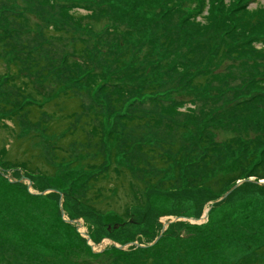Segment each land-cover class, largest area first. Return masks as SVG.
<instances>
[{
  "label": "rangeland",
  "instance_id": "374dc122",
  "mask_svg": "<svg viewBox=\"0 0 264 264\" xmlns=\"http://www.w3.org/2000/svg\"><path fill=\"white\" fill-rule=\"evenodd\" d=\"M201 1L0 0V151L9 149L8 160L20 167L44 166L42 157L63 161L56 177L45 168L49 179L38 172L30 179L26 170L17 178L31 194L46 196L42 222L60 217L96 255L71 262L48 255L39 264H174L173 255L188 251L194 258L178 257L179 264H236L264 244V190L246 186L264 185V0ZM72 94L84 109L72 131L80 124L88 134L86 144L67 147L58 145L60 135L47 134L46 122ZM37 104L42 110L34 115ZM116 170L132 183L129 195L121 190L116 197ZM11 171L8 178L17 180ZM215 201L262 221L244 234L228 226L225 237L219 227L216 234L197 230H210ZM141 204L158 215L171 212L148 229L150 243L96 240L99 223L115 227L116 211L120 222L140 226L142 215L132 216ZM8 219L22 221L0 216L1 243L13 238ZM169 223L178 232L165 238ZM71 233L53 236L61 241ZM110 246L151 251L126 252L121 260L104 252ZM7 256L0 264H13Z\"/></svg>",
  "mask_w": 264,
  "mask_h": 264
},
{
  "label": "trees",
  "instance_id": "16d2710c",
  "mask_svg": "<svg viewBox=\"0 0 264 264\" xmlns=\"http://www.w3.org/2000/svg\"><path fill=\"white\" fill-rule=\"evenodd\" d=\"M201 1V0H200ZM204 6V1H201ZM203 11V10H202ZM207 77V76H206ZM94 87V85H93ZM72 98V99H71ZM71 98H68L67 95L63 96V101L60 100V108L61 111L58 110L53 116V119L47 123L46 132L47 134L52 132V136L55 134L58 137H55V139H59L58 145L62 144L66 145L67 147H71L73 144H86L87 141V128L84 126H81L80 124L77 126L76 130L72 131L71 125L74 126L75 119L76 117L80 116L83 114L84 109H83V102L82 100L77 97L75 94H72ZM71 99V101L69 100ZM62 103V104H61ZM41 108V104H37V106L32 107L31 113L32 114H37ZM49 116V114H48ZM40 117V115H39ZM33 123L40 122L38 119L33 120ZM82 123V122H81ZM37 134V135H36ZM51 135V133H50ZM31 139H34L39 136L38 133L35 134H29ZM10 138H16L12 133L10 135ZM10 150L3 148L0 151V157L2 156L3 160L0 162V216H12L14 219H18L22 221L29 222L28 225L31 227L29 230L27 228L22 229V221H20L19 225L11 224L10 219L9 224L11 226L8 229L9 233H12L13 235L11 237L10 241L2 242L0 241V255L2 254L4 257V253H7V257L5 258L6 261H10L13 264H28L31 262L33 264L35 261L38 260V263L35 262L34 264H39L41 263L42 260H45L50 255V257L53 255L57 260V257H61L64 255L67 258L68 261L72 260H78L79 256L82 254L86 255H91V256H96L95 253L92 251V249L87 245V242L85 240H82L78 233L76 234V230L74 227L72 228L69 223L66 224L64 223L65 221L61 220L60 217L57 220H53L49 224H45L44 222L41 221V215L39 212L43 210V198L46 196H37L34 194H31L28 191V188L25 184H23L17 177L20 176V170H26L28 175L30 176L29 178H35L36 173H39V176L45 179H49L50 174L54 177L57 176L59 168L57 167V164L63 163V161H56L54 164H50L45 158H41L40 161H42V164L44 166H35L33 168L29 167L28 165L26 166L23 164L22 167H20L22 164H15L12 160L10 162L8 160V157L10 155ZM67 159V158H64ZM99 159H101L99 157ZM60 161V162H59ZM97 161H94L93 163H96ZM76 163V162H75ZM74 163V164H75ZM101 164L99 163L98 166ZM96 169L99 170L100 167L95 166ZM47 169V173L44 171V169ZM14 172L17 176L12 175L13 178H16L17 180L13 181L10 177L8 178V173ZM37 170V171H36ZM101 179L103 178L104 182L108 184L107 178L110 177L108 173H102ZM123 175L120 174V172L117 173L116 170V179L118 180L116 182V197L118 198V192L121 190H126L128 191H133L132 183H129V185L126 186V183L124 180H122ZM82 178V174H81ZM80 178V179H81ZM59 178L56 179V181ZM33 180V179H32ZM96 180V181H95ZM92 182L90 183H96V187H98V183L100 182L99 179H92ZM249 180H246L248 182ZM76 182V181H75ZM246 186H251L254 189H262L264 190V185L263 186H258L252 182L246 183ZM106 189V187L102 188V190ZM39 191L43 192L45 191V187H41L38 189ZM68 193V191H65ZM97 194V193H96ZM129 195V192H128ZM233 195V194H232ZM228 196V199L231 198V196ZM100 194L97 195L99 197ZM49 198H54L56 200H59V195L56 194H51ZM134 199V198H133ZM216 202V201H215ZM213 202V203H215ZM132 204H136L135 202H132ZM160 204V203H156ZM213 207L211 210V228L208 230L206 227H198L196 228L197 230L204 231V232H209L210 234H216L215 230L218 229L219 227V233L223 234L224 229L228 226L236 229V234H244L247 232H251L250 230L255 227H258L257 225L259 224L262 219H259L257 216L252 215V219L244 218L243 215L241 214L239 217L235 216L236 212L234 211L237 206L231 205V204H217ZM219 208V206H221ZM223 205H225L223 207ZM163 206V205H162ZM160 208H164L163 207ZM204 204H201L200 208L203 207ZM159 208V209H160ZM141 212L140 210L136 211L133 213V216L136 219V216L142 215V219L139 222L140 226L136 224V222H130L128 225L127 223L119 221L120 217H123V214L118 213L117 211L115 212V216L117 217L118 220L115 222V227L111 230H108V227L111 224H102L99 223L98 230H96L95 238L96 240H100L102 238H111L117 242H119L121 245H126L130 244L133 242H139L140 244H145L150 243V238H149V230L152 226L153 223L157 222L158 219L160 218L159 216L163 215H170V211H166L164 213H161L158 215L155 211V209L152 207V204H141ZM202 209V208H201ZM200 209V210H201ZM126 214L127 213H132L130 211V207L126 208ZM92 215H96L97 213H93L94 209L91 210ZM149 214V215H146ZM201 215L200 212H198L197 217ZM22 217V218H21ZM96 217V216H95ZM237 217V218H235ZM63 219V218H62ZM74 219V218H72ZM41 221V223H40ZM214 221V222H213ZM213 222V223H212ZM40 223V224H39ZM255 225V226H250V225ZM263 224V223H262ZM262 224L260 227H262ZM128 225V227H135L136 229L132 231H127V228H125ZM169 230L163 234V237L167 238L169 236H172L173 234H176L178 230H176L177 226L174 224H169ZM146 227V228H144ZM66 228V229H65ZM72 232L71 234L65 235V239L60 241L59 235L63 232ZM257 231V230H256ZM55 232L59 235H55ZM122 232L125 233L124 236L121 237ZM155 233H158V231H155ZM67 234V233H66ZM234 234V233H232ZM153 237H156L154 234ZM222 237H225V233L223 234ZM201 240L205 239V237H200ZM53 240V241H52ZM65 240V241H64ZM95 240V241H96ZM207 240V239H206ZM205 241V247L206 245L211 244V240L208 242ZM52 241V242H51ZM200 241H198L199 243ZM194 250V248L192 249ZM147 251H151L150 248L148 247H137V246H131L127 251H121L118 250L115 246H110V248H106L104 252H116L117 257H119L121 260H124V258L129 257L126 252H130L132 254L136 253H141L144 254ZM250 250L246 251L243 254V257L240 261H238L236 264H264V244L263 243H258V246L254 248V251L251 253L249 252ZM24 252V253H23ZM173 253V252H171ZM250 253V254H249ZM253 254V255H252ZM37 255L44 256V257H39L35 259V256L38 257ZM148 255V254H147ZM146 258L150 256H147ZM252 255V256H248ZM23 256V257H22ZM177 257V261L174 264H179V258L185 257V259H190V257L194 258V254L191 253V251L182 252L179 255H173ZM30 257V259H28ZM179 257V258H178ZM24 258V259H23ZM54 259V261H57ZM195 260V259H194ZM53 261V262H54ZM59 261V260H58ZM61 261V260H60ZM53 262H50L53 264ZM151 262L150 260L147 262ZM75 263V262H74ZM186 264H190V261L184 262Z\"/></svg>",
  "mask_w": 264,
  "mask_h": 264
},
{
  "label": "water",
  "instance_id": "95a60500",
  "mask_svg": "<svg viewBox=\"0 0 264 264\" xmlns=\"http://www.w3.org/2000/svg\"><path fill=\"white\" fill-rule=\"evenodd\" d=\"M248 182H251V181H248ZM242 182H239L230 192H228L226 195H225V197L224 198H226V197H228V195H230V193H232L238 186H239V184H241ZM260 184H264V183H260ZM213 205H211V207H212ZM210 207V208H211Z\"/></svg>",
  "mask_w": 264,
  "mask_h": 264
}]
</instances>
